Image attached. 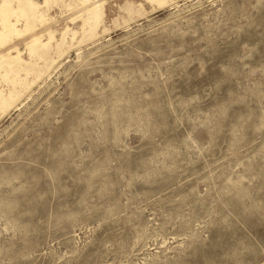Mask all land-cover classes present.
<instances>
[{
    "label": "rangeland",
    "instance_id": "obj_1",
    "mask_svg": "<svg viewBox=\"0 0 264 264\" xmlns=\"http://www.w3.org/2000/svg\"><path fill=\"white\" fill-rule=\"evenodd\" d=\"M0 264H264V0H0Z\"/></svg>",
    "mask_w": 264,
    "mask_h": 264
}]
</instances>
